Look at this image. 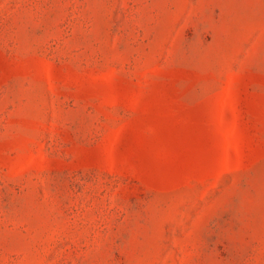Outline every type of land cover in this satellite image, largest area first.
<instances>
[{"label": "rangeland", "instance_id": "obj_1", "mask_svg": "<svg viewBox=\"0 0 264 264\" xmlns=\"http://www.w3.org/2000/svg\"><path fill=\"white\" fill-rule=\"evenodd\" d=\"M0 264H264V0H0Z\"/></svg>", "mask_w": 264, "mask_h": 264}]
</instances>
